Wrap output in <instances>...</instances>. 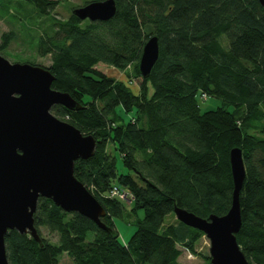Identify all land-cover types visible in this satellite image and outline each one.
I'll return each instance as SVG.
<instances>
[{"label":"trees","instance_id":"16d2710c","mask_svg":"<svg viewBox=\"0 0 264 264\" xmlns=\"http://www.w3.org/2000/svg\"><path fill=\"white\" fill-rule=\"evenodd\" d=\"M60 1L0 0V20L12 4L24 8L21 3L51 20L34 47L51 57L46 69L55 77L52 88L83 107L54 106L51 112L95 139L94 156L76 160L74 176L102 206L101 221L111 231L39 198L33 218L41 244L9 230L8 263L60 264L66 255L69 264H181V248L211 264L196 248L204 234L176 219L165 225V218L174 207L202 218L225 215L233 190L229 152L238 147L245 179L236 241L249 264H264V5L258 0H114L111 20L89 22L72 14L64 21L51 19ZM150 36L158 38L159 57L143 79L138 62ZM15 38L14 31L1 35V56ZM100 63L123 72L129 83L140 80L137 93L97 70ZM198 93L221 106L202 113ZM120 110L132 120L125 122ZM113 186L131 196L129 208L110 197ZM133 217L136 230L122 243L115 220ZM41 228L57 241L43 238Z\"/></svg>","mask_w":264,"mask_h":264},{"label":"water","instance_id":"95a60500","mask_svg":"<svg viewBox=\"0 0 264 264\" xmlns=\"http://www.w3.org/2000/svg\"><path fill=\"white\" fill-rule=\"evenodd\" d=\"M258 1L264 5V0ZM115 12L114 0H105L77 7L72 15L80 21L107 22ZM158 57V38L150 36L138 62L143 79L149 77ZM54 80L44 67L10 63L0 55V264H9L5 250L9 230L28 234L41 244L33 218L39 198L111 231L101 221L106 215L102 206L74 176L75 161L92 158L96 141L52 114L54 106L71 111L83 108L69 93L53 89ZM229 164L233 190L225 215L202 218L178 207L173 214L209 240L211 264H249L236 241L242 227L239 195L245 179L240 148L230 150Z\"/></svg>","mask_w":264,"mask_h":264},{"label":"rangeland","instance_id":"374dc122","mask_svg":"<svg viewBox=\"0 0 264 264\" xmlns=\"http://www.w3.org/2000/svg\"><path fill=\"white\" fill-rule=\"evenodd\" d=\"M85 0H62L60 4L56 7L54 13L51 15V19H57L59 21L66 20L74 8L81 7L84 4ZM24 4L25 7L22 8L19 4H12L10 6L9 14L15 15V17H10V15H6L7 18L4 20H0V37L2 34L9 33L14 31L16 34V38L10 43L6 53L2 55L8 62L10 63H26V60L33 62V65H37L40 67L48 68L51 63L50 55L41 56L38 54V50L35 46L37 43V37L39 33L43 32V29H46L48 24L50 23L48 18L38 17L36 9L27 3ZM8 18H12V20H8ZM41 22V23H40ZM1 55V54H0ZM96 69L101 71L102 73L106 74L109 77H112L116 80L123 81L128 84L130 89L133 92L138 91V85L140 80H133L132 83L127 81L125 74L120 72L113 67L104 65L102 63L96 66ZM149 93H152V88L150 87ZM200 111H213L217 109V107L221 106V101L218 99L207 97V99L203 100L201 98V94L198 93L196 97ZM121 117L125 122L132 120V114L125 115L123 111H119ZM107 151L109 149L107 147ZM113 155L117 159V169L118 172L122 173L124 169L121 165V160L119 155L116 152H113ZM130 202L124 201L125 205L129 208L130 203L132 202V198H129ZM143 215L142 212H139L137 217L141 218ZM175 221L174 214H170L165 218V225L172 223ZM115 226L117 231L119 232V239L122 243H126L130 237L133 235L134 231L136 230L135 225V217H133L129 221H123L120 219L115 220ZM41 235L43 238H47L52 242L57 241V235L54 233L49 232L46 228H41ZM209 247L210 243L209 240L203 235L200 241L197 244V252L203 255L209 256ZM181 255L178 259L179 263L181 264H205L203 258L194 256L190 254L188 251L181 249ZM70 259L63 255L60 261V264H69Z\"/></svg>","mask_w":264,"mask_h":264},{"label":"built area","instance_id":"2783aa9c","mask_svg":"<svg viewBox=\"0 0 264 264\" xmlns=\"http://www.w3.org/2000/svg\"><path fill=\"white\" fill-rule=\"evenodd\" d=\"M110 197H117L118 199L122 200V201H126V197H127V201L130 202L131 196L122 188L117 187V186H113V188L110 191Z\"/></svg>","mask_w":264,"mask_h":264}]
</instances>
